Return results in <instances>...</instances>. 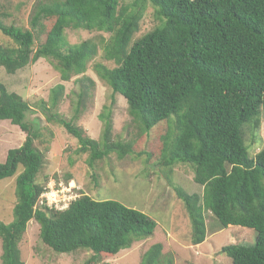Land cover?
<instances>
[{
  "label": "trees",
  "instance_id": "trees-1",
  "mask_svg": "<svg viewBox=\"0 0 264 264\" xmlns=\"http://www.w3.org/2000/svg\"><path fill=\"white\" fill-rule=\"evenodd\" d=\"M148 3L161 23L134 41ZM2 8L0 31L14 44H0V67L13 74L46 58L64 81L83 74L77 79L72 118L57 110L65 90L62 83L52 89L50 106L41 105L48 122L78 140V153L88 155L91 169L111 154L123 159L142 152L136 150L135 139L115 137V97L120 94L132 122L139 125V137L152 130L161 135V164L171 172L177 164L190 165L194 181L203 188L202 194H191L168 177L190 218L193 244L206 240L205 213L211 212L220 229L237 225L256 231L254 244L222 246L221 252L233 264H264V146L249 158L244 129L248 124L257 129L264 109V0H39L32 10L31 27L42 33L47 22L51 26L38 46L34 31L6 22ZM67 28L111 33L104 52L115 66L95 65L112 90L110 103L99 114V139L76 122L96 87L84 73L99 45L93 40L69 44ZM31 110L22 95L10 92L0 81V120H9L26 133L23 144L9 149L6 161L0 163V180L16 175L17 197L15 220L0 222L1 264H24L19 243L31 220L38 222L42 241L54 251L93 252L86 264L158 234L155 220L116 200L82 194L63 210L40 204L47 182L38 180L44 153L37 142L49 140L46 127L27 119ZM140 264H175V257L155 241Z\"/></svg>",
  "mask_w": 264,
  "mask_h": 264
},
{
  "label": "rangeland",
  "instance_id": "rangeland-1",
  "mask_svg": "<svg viewBox=\"0 0 264 264\" xmlns=\"http://www.w3.org/2000/svg\"><path fill=\"white\" fill-rule=\"evenodd\" d=\"M39 0H0L5 21L17 26L32 29L37 36L36 46L46 39V32L50 28L47 22L45 30L40 33L31 27L32 10ZM123 3L133 0H122ZM161 23L156 18L155 8L148 3L140 30L133 40L143 36ZM49 25V26H48ZM65 35L69 44H80L85 40H93L99 45L98 54L89 62L84 73L92 77L96 87L89 97L85 110L76 122L82 126L87 134L99 139L102 122L99 119L103 106L110 103L112 90L106 81L101 79L95 70L97 63L114 67L115 63L105 58L104 47L111 37V33L84 28H67ZM0 44L13 45L14 41L0 31ZM81 75L73 76L64 81L60 71L50 59L41 58L35 63L8 73L5 67H0V81L10 92L22 95L32 107L27 119L37 122L47 128L49 142H37V147L44 153V166L38 176L41 182H47L46 197L43 194L39 203L60 202L69 203L88 194L99 200L111 199L138 209L153 220L157 231L148 240L136 241L130 248L121 250L116 255L102 256L101 261L94 264H140L141 257L151 243L162 242L166 251L174 254L175 264H233V260L226 253L221 252L222 246L231 243L254 244L257 240L253 228L232 225L220 229V224L211 212H206L207 238L203 243L193 244L192 226L184 203L179 199L168 183V177L182 186L188 193L202 194L203 188L194 181V171L188 164H177L173 171L161 164L158 148L161 135L158 130L139 137L137 122H132L128 110V103L124 96L116 94L114 109V134L116 139L136 140V150L141 154H130L118 159L115 154L96 163L91 169L87 164V154L78 153L80 144L62 126L48 122L44 115L42 102L50 106L51 91L58 84L65 85L64 95L57 110L67 118L74 115L76 92L79 89L77 79ZM169 126L174 131V122ZM246 145L249 158H254L264 146V109L260 117V124L254 129L252 124L244 127ZM26 138V133L18 125L9 120H0V163L6 161L9 149L20 147ZM148 153L152 155L149 156ZM264 194V179L261 181ZM55 185V187H54ZM59 189V191L57 190ZM56 190V191H53ZM16 175L0 180V222L6 224L15 220L14 206L17 202ZM58 191V192H57ZM24 264H86L93 252L80 249L72 253H58L47 246L40 237V225L35 220L28 223V228L19 243ZM3 241L0 237V264L2 263Z\"/></svg>",
  "mask_w": 264,
  "mask_h": 264
},
{
  "label": "built area",
  "instance_id": "built-area-1",
  "mask_svg": "<svg viewBox=\"0 0 264 264\" xmlns=\"http://www.w3.org/2000/svg\"><path fill=\"white\" fill-rule=\"evenodd\" d=\"M54 187H55V185H54ZM58 191H59V189H57ZM53 191H56V190H53ZM57 191V192H58ZM46 194H48V193H45V197H46ZM49 206H51V207H55L56 209H58V210H63V209H66L67 207H68V205H66V204H61L59 201L58 202H53V203H51V201L50 200H48L47 199V202H46Z\"/></svg>",
  "mask_w": 264,
  "mask_h": 264
}]
</instances>
